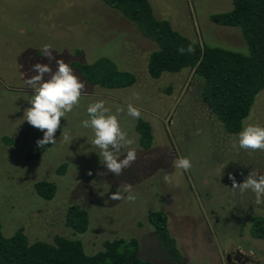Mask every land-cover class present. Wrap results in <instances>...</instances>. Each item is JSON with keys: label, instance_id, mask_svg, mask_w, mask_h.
<instances>
[{"label": "rangeland", "instance_id": "374dc122", "mask_svg": "<svg viewBox=\"0 0 264 264\" xmlns=\"http://www.w3.org/2000/svg\"><path fill=\"white\" fill-rule=\"evenodd\" d=\"M150 2L156 17L169 21L184 36L247 53L238 28L209 20L212 14L232 9L231 0ZM45 44L51 45L57 60L68 64L108 58L119 70L133 73L136 82L108 90L88 84L73 70L85 84L80 105L61 119L57 143L38 148L36 141L43 133L23 119L33 95L24 80L37 74L31 71L37 63L55 72V60L43 56ZM155 49L118 11L97 0H0V223L4 236L21 227L29 242H51L56 235L78 238L87 254L100 250L105 240L133 237L139 241L140 258L155 264H231L228 255L231 261L238 253L264 256V240L251 236L253 220L264 218V204L257 205L250 191L234 192L228 179L230 173L237 183H243L250 172L264 175V151L239 149L238 134H227L202 104L201 87L191 70L152 79L147 62ZM101 100L112 114L117 106L124 109L118 119L134 140L129 147L137 152L136 161L119 177L101 164L100 150L92 144L94 133L81 126L88 119L87 106ZM129 103L151 126L150 149L139 145L138 119L127 115ZM248 124L264 127V90L244 127ZM128 150L123 148L119 157ZM30 152L39 156L27 159ZM182 157L192 163L187 172L173 166ZM62 164H66L65 172L59 174ZM166 174L170 182L164 180ZM40 181L56 185L51 200L35 193L34 184ZM125 184L132 185L135 202L111 200L117 190L128 195ZM71 205L89 213V229L83 235H74L64 225ZM154 210L167 214L170 234L183 256L181 263L169 260L160 248L147 222Z\"/></svg>", "mask_w": 264, "mask_h": 264}, {"label": "trees", "instance_id": "16d2710c", "mask_svg": "<svg viewBox=\"0 0 264 264\" xmlns=\"http://www.w3.org/2000/svg\"><path fill=\"white\" fill-rule=\"evenodd\" d=\"M118 11L134 25L138 32L153 42L156 49L148 56L147 72L152 79L163 74H177L184 69L193 72L200 85V100L227 134L236 135L243 130L258 94L264 90V0H231L232 9L210 15L217 26L238 28L247 47V53L198 42L175 30L169 21L156 17L150 0H97ZM193 42H195L193 44ZM193 44V54H180L178 49ZM77 55L79 52L76 53ZM70 67L90 85L103 89H125L136 82V76L119 70L108 58L93 63L73 60ZM139 145L144 150L152 145V130L148 122L138 119L135 125ZM33 152L26 158H37ZM66 164L57 169L65 172ZM35 193L44 200H51L56 193L53 182L34 184ZM148 224L155 231L160 248L169 260L181 263L176 240L168 228V216L154 210L147 216ZM87 210L78 205L67 208L64 225L74 235H83L89 229ZM251 236L264 240V218L253 220ZM140 244L136 238L105 240L102 248L87 254L78 238L61 235L51 242H29L24 230L17 228L11 236H4L0 223V264H155L139 256Z\"/></svg>", "mask_w": 264, "mask_h": 264}, {"label": "clouds", "instance_id": "9594fccd", "mask_svg": "<svg viewBox=\"0 0 264 264\" xmlns=\"http://www.w3.org/2000/svg\"><path fill=\"white\" fill-rule=\"evenodd\" d=\"M195 42H193L194 44ZM189 44L187 48L178 49L180 54H193L195 48ZM51 45L42 46L43 56L49 61L55 60L57 68L53 69L44 64L37 63L32 66L31 71L37 73L29 79H25V85L33 92L28 103L30 107L24 110L23 119L33 128L43 133V138L36 141L38 148L47 145H55L57 140L55 134L61 127V119L71 113L74 108L80 105L82 94H84L85 84L74 75L73 69L64 60H57L53 55ZM49 78L45 80V75ZM139 99V95H136ZM105 101H96L87 106L86 112L88 119L81 122V126L91 129L94 133L92 144L100 150L99 157L101 164L106 167L108 172L119 177L123 170L131 167L137 159V152L131 146L134 140L129 139L127 133L122 130L118 114L124 112L122 107L117 106L116 114L111 113V109L105 106ZM127 115L133 119H140L141 112L131 103L127 105ZM67 140L68 136L64 135ZM129 148L123 158L119 153L123 148ZM233 148L237 147L233 143ZM238 147L248 152L264 151V127L248 124L238 134ZM176 169L185 172L191 169L192 163L189 158L182 157L173 162ZM92 175L91 172L88 173ZM104 175L105 173H99ZM242 175V174H241ZM228 179L232 182V189L239 190L241 194L252 192L255 195L257 205L264 204V175H254L252 172L244 178L243 183H237L235 175L229 174ZM166 182H170V176H164ZM124 192L128 193L125 197L120 191L112 194L110 199L113 201L127 200L135 202L136 197L132 194V185L125 184Z\"/></svg>", "mask_w": 264, "mask_h": 264}, {"label": "flooded vegetation", "instance_id": "af4514ba", "mask_svg": "<svg viewBox=\"0 0 264 264\" xmlns=\"http://www.w3.org/2000/svg\"><path fill=\"white\" fill-rule=\"evenodd\" d=\"M231 258H233V257H231ZM234 258H236V259H238V261L237 260H233V261H230L231 262V264H241V263H243V262H245V264H252L253 263V261H252V259H250V258H246L245 256H243V255H241V254H236L235 255V257Z\"/></svg>", "mask_w": 264, "mask_h": 264}, {"label": "crops", "instance_id": "0c3cea01", "mask_svg": "<svg viewBox=\"0 0 264 264\" xmlns=\"http://www.w3.org/2000/svg\"><path fill=\"white\" fill-rule=\"evenodd\" d=\"M243 256H244V254H243ZM245 256H246V258H249V257L252 258V261L254 264H260L261 261H264V256L263 257H257V258L253 254L252 255L245 254Z\"/></svg>", "mask_w": 264, "mask_h": 264}, {"label": "water", "instance_id": "95a60500", "mask_svg": "<svg viewBox=\"0 0 264 264\" xmlns=\"http://www.w3.org/2000/svg\"><path fill=\"white\" fill-rule=\"evenodd\" d=\"M234 259L238 261V259H236V258H234ZM227 260H228V261H231V255H228V256H227ZM241 264H245V262H243V263H241Z\"/></svg>", "mask_w": 264, "mask_h": 264}]
</instances>
